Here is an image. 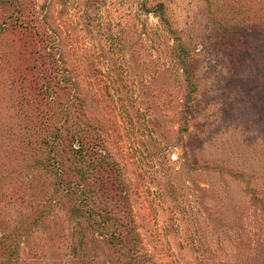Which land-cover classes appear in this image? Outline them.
<instances>
[{
	"label": "rangeland",
	"instance_id": "rangeland-1",
	"mask_svg": "<svg viewBox=\"0 0 264 264\" xmlns=\"http://www.w3.org/2000/svg\"><path fill=\"white\" fill-rule=\"evenodd\" d=\"M201 4L169 0L166 6L184 42L192 44L190 36L197 40L187 66L195 80L187 120L168 121V109H178L168 99L180 93L169 66L159 78L172 86L168 96L155 86L146 89L148 79L139 88L119 75L118 90H105L100 99L103 193L122 222L130 224L133 218L134 240L128 248L138 241L134 264H194L190 256L195 252L181 238L212 240L213 254L227 264H244L250 253L258 261L264 258V26L244 22L242 11L221 8L228 22L219 29ZM23 5L29 15L47 17L56 31V9L51 12L47 0H0V17L17 15V6ZM148 19L156 22L152 15ZM12 22L6 20L0 35V110L10 115L20 112L21 95L29 90L22 88L29 83L20 74L38 64L33 36ZM159 57L154 59L159 62ZM122 64L130 70L142 67H133L129 59ZM11 232L18 234L21 227ZM62 232L64 237L47 249L58 263L71 253L70 237L66 229ZM122 253L127 257L130 250ZM52 260L46 261L56 264Z\"/></svg>",
	"mask_w": 264,
	"mask_h": 264
},
{
	"label": "trees",
	"instance_id": "trees-1",
	"mask_svg": "<svg viewBox=\"0 0 264 264\" xmlns=\"http://www.w3.org/2000/svg\"><path fill=\"white\" fill-rule=\"evenodd\" d=\"M200 1L219 29L228 22L221 8L234 14L242 11L244 22L264 26V0ZM47 2L51 12L56 9V31L47 17L29 15L24 5L17 6V15L0 17V35L6 31V20L13 19L11 24L28 31L38 46V64L25 66L20 74L29 83L22 87L29 90L21 95L20 112L0 110V264H52L46 261L54 258L47 249L55 238L64 237L63 229L70 237L71 253L59 258L60 263L52 260L56 264H123L125 259V264H134L138 241L128 248L134 240L133 218L130 224L122 222L103 193L100 99L105 90H118L119 75L138 87L148 79L146 89L155 86L168 96L172 86L167 78L165 86L159 78L166 76L169 66L180 93L168 99L178 106L168 109V121L172 124L176 116L187 120L195 89L193 70L187 66L197 40L190 36L192 44L184 42L172 24L169 0ZM150 15L155 23L149 21ZM125 59L133 67L141 64V69L123 68ZM163 61H168L165 67ZM13 80L10 77L9 82ZM110 162L120 172L113 158ZM16 226L22 232H11ZM180 240L194 250L195 256H190L194 264H227L213 254L212 240ZM124 248L130 250L127 257ZM244 264H264V258L258 261L250 253Z\"/></svg>",
	"mask_w": 264,
	"mask_h": 264
}]
</instances>
